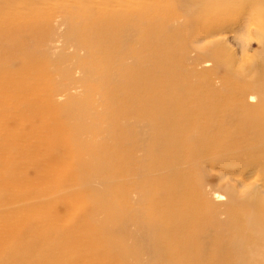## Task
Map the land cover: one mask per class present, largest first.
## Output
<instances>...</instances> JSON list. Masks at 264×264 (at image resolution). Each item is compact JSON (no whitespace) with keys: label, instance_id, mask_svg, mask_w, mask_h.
Returning <instances> with one entry per match:
<instances>
[{"label":"bare ground","instance_id":"6f19581e","mask_svg":"<svg viewBox=\"0 0 264 264\" xmlns=\"http://www.w3.org/2000/svg\"><path fill=\"white\" fill-rule=\"evenodd\" d=\"M152 1L0 0V264H258L264 255L255 188L228 190L251 211L228 205L235 228L225 238L213 197L199 184L187 195L180 170L196 167L211 138L221 154L264 157V103H247L264 102V56H238L210 32L257 20L264 55V19L250 9L252 19H238V0H197L184 36L212 35L188 49L212 64L198 72L177 58L170 23L154 27ZM202 89L205 101L195 98ZM228 129L242 134L224 144Z\"/></svg>","mask_w":264,"mask_h":264},{"label":"rangeland","instance_id":"374dc122","mask_svg":"<svg viewBox=\"0 0 264 264\" xmlns=\"http://www.w3.org/2000/svg\"><path fill=\"white\" fill-rule=\"evenodd\" d=\"M150 4V8L153 11H157L158 15L155 16L154 27L159 28L161 24V20L165 19L170 23L169 28L167 29V33H176L181 35L179 40V48L181 53L176 54L177 58H181L185 56L188 66L196 68L198 72H201L202 69H210L212 68L211 63L203 62L202 59L199 58V53L197 50L190 49V47L195 45H200L202 40L210 39L211 36H224L222 37L230 48L232 52H235L238 56L241 54H246L247 56L258 55V57H263V53L258 49L260 46V37L259 31L257 29V20L248 24L246 27L240 29L238 28V24L236 20L231 19L225 22L224 27H217L215 30L210 31L212 35L209 37L201 36L199 37V41L189 42V38H185L184 34L187 29H192L191 25L188 26V22L186 21V15H196V12L199 11L198 1L192 0H153ZM238 8H241L239 12L243 15H236L238 19L244 18L246 21L248 19H252V15H246V11L248 9L255 10L256 14L261 13V17L264 19V0H238L235 1ZM50 5L46 3V8L39 11L37 15L44 17V20L47 17V13L50 12ZM194 9L193 12L187 13V9ZM76 9L82 10L84 9V5L79 4L76 5ZM96 9V8H95ZM98 10V9H97ZM259 15V14H257ZM78 15H75L74 21H78ZM258 19V18H257ZM72 21V22H74ZM242 21V20H241ZM255 23V24H254ZM197 28L201 29L200 24H196ZM184 42H182V40ZM198 42V43H195ZM246 42L245 50L242 48L244 43ZM215 75L221 74V69L212 70ZM199 83L197 80L196 85ZM238 95L232 96L233 100H237L236 97ZM195 98L199 101H205L206 94L205 90L195 95ZM247 103L251 105H255L257 103H264L259 101L256 97H251L247 99ZM249 111V109H246ZM250 113V112H247ZM253 114L254 113L252 112ZM219 111L213 110L210 112V117L215 119L219 117ZM227 134L223 141L224 144L232 140H236L239 138V134L237 130H226ZM204 149L206 150L202 153V157L199 159L196 167H193L192 171L189 170V164L187 162H183L180 165V170H183L187 173V180L184 186L185 192L187 195H190L191 189L193 185H200L201 194L212 198L213 202L216 206L217 210V221L221 224H225L223 228L219 229V233L225 238L230 236L231 230L234 229L233 224H229V215L227 212L228 205H232L234 207V212H243V211H251L249 209H245L242 202L237 199H232L228 190L230 188H234L235 190H244L246 188H255V191L260 194V196L264 199V157L256 152L255 149L248 150H233L231 153H222L223 145L221 142L217 141V138H211L209 140H204L202 142ZM240 145H244V142H240ZM66 161V158L63 159ZM160 173L156 172L154 174L155 177L159 176ZM113 191V192H112ZM111 192V198H114V190ZM212 195V196H211ZM115 199V198H114ZM105 225V223H104ZM93 226V225H92ZM114 230H118V228L114 227ZM236 228H239L242 232V242L241 244L249 243L250 240V227L246 225L245 222L239 223ZM98 234V233H97ZM119 236L120 234H115ZM97 238V236L95 235ZM227 241V240H226ZM244 252V251H243ZM226 259H233L236 255L234 250L229 249L225 252ZM258 264H264V255H260L256 258ZM73 264H78L77 262ZM214 264V263H212Z\"/></svg>","mask_w":264,"mask_h":264}]
</instances>
